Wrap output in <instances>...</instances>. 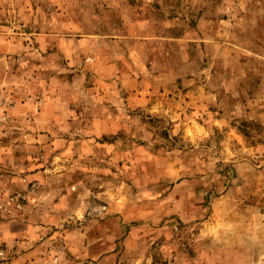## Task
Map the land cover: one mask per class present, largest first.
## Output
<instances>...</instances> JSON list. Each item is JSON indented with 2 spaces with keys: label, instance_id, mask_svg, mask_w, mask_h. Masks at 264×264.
Returning <instances> with one entry per match:
<instances>
[{
  "label": "rangeland",
  "instance_id": "obj_1",
  "mask_svg": "<svg viewBox=\"0 0 264 264\" xmlns=\"http://www.w3.org/2000/svg\"><path fill=\"white\" fill-rule=\"evenodd\" d=\"M0 264H264V0H0Z\"/></svg>",
  "mask_w": 264,
  "mask_h": 264
},
{
  "label": "crops",
  "instance_id": "obj_2",
  "mask_svg": "<svg viewBox=\"0 0 264 264\" xmlns=\"http://www.w3.org/2000/svg\"><path fill=\"white\" fill-rule=\"evenodd\" d=\"M4 33V31H1L0 34Z\"/></svg>",
  "mask_w": 264,
  "mask_h": 264
}]
</instances>
